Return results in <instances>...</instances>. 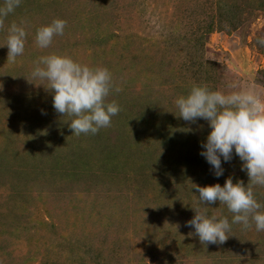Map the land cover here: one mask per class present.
Listing matches in <instances>:
<instances>
[{
	"label": "rangeland",
	"instance_id": "374dc122",
	"mask_svg": "<svg viewBox=\"0 0 264 264\" xmlns=\"http://www.w3.org/2000/svg\"><path fill=\"white\" fill-rule=\"evenodd\" d=\"M57 18L63 35L39 48L36 30ZM21 21L23 54L0 47V264H264V231L231 224L219 201L207 208L229 219L228 238L189 235L194 184L249 177L235 153L216 177L200 155L207 121L185 122L174 104L194 83L264 97V0H21L0 45ZM54 53L110 71V126L73 134L28 81ZM254 194L264 205V186Z\"/></svg>",
	"mask_w": 264,
	"mask_h": 264
},
{
	"label": "clouds",
	"instance_id": "9594fccd",
	"mask_svg": "<svg viewBox=\"0 0 264 264\" xmlns=\"http://www.w3.org/2000/svg\"><path fill=\"white\" fill-rule=\"evenodd\" d=\"M21 0L0 2V21L19 7ZM66 21L53 19L39 27L35 43L41 49L48 48L54 37L63 35ZM27 37L24 22H13L7 27V60H15L23 54ZM33 82L41 81L52 95V106L61 116H67L68 127L73 134H96L110 126L119 105L107 102L113 89L110 71L101 66L82 64L66 54L41 56L31 72ZM46 82V83H44ZM36 84V83H35ZM37 85V84H36ZM237 89V85L230 84ZM119 91V88L115 89ZM180 119L195 123L207 121L210 131L201 144L200 155L211 166L216 177L224 173L222 162L227 163L233 153L242 161L241 170L249 177L235 183L229 177L224 184L200 186L194 184L192 191L198 200L191 205L194 216L186 226L204 244H222L231 230V224L250 228L254 223L257 231H264V205L257 201L254 187L264 186V97L252 89L233 91L212 90L204 84H192L186 94L174 100ZM219 201L232 214L231 224L226 216L209 213L208 205Z\"/></svg>",
	"mask_w": 264,
	"mask_h": 264
}]
</instances>
